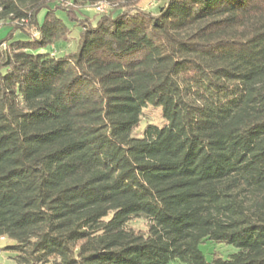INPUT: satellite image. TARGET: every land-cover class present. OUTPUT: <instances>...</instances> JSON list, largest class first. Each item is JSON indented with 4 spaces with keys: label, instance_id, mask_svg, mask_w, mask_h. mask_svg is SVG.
Instances as JSON below:
<instances>
[{
    "label": "trees",
    "instance_id": "1",
    "mask_svg": "<svg viewBox=\"0 0 264 264\" xmlns=\"http://www.w3.org/2000/svg\"><path fill=\"white\" fill-rule=\"evenodd\" d=\"M71 1L113 7L87 22L0 0V21L37 31L0 40L4 249L16 264H264V0ZM58 9L80 29L54 53ZM147 105L162 122L136 133ZM207 240L236 251L207 261Z\"/></svg>",
    "mask_w": 264,
    "mask_h": 264
},
{
    "label": "rangeland",
    "instance_id": "2",
    "mask_svg": "<svg viewBox=\"0 0 264 264\" xmlns=\"http://www.w3.org/2000/svg\"><path fill=\"white\" fill-rule=\"evenodd\" d=\"M61 8L67 10L70 13V16H78L81 19H87V22L91 19H95L101 14L109 12L112 9L113 5L107 1H98L92 5H75L71 0H58ZM162 0H139L137 3L138 8H147V9H156L157 5H159ZM52 5V4H51ZM100 7V9H97ZM45 13V9H42L37 16L38 21L42 20V17ZM57 16H59L63 22L70 28V33L68 40L66 43H61L58 45H50L48 47L49 51L54 53H58V51L62 50H74L76 46V39L78 38V32L80 27L74 21H70L66 16L64 11L58 9L56 12ZM11 25L18 26L23 29H14L12 33L13 39H27L28 37L37 36L36 28L33 26H29L28 23L21 22H8L0 21V40L7 37L8 33L11 30ZM4 45H2L3 47ZM161 109L160 107H155L151 105H147L144 108L143 119H141L139 128L136 130V133L139 130H143L146 126V123H152L159 125L162 122V117H160ZM149 119V120H148ZM132 228H143L145 226V220L142 217H134L131 219L130 224ZM13 242L7 238H0V264H16L13 259V254L5 250L4 247L12 244ZM199 249L203 253L205 259L208 261L214 255H219L223 258H226L229 254L236 251V248L232 245L226 243H217L214 241L207 240L199 244Z\"/></svg>",
    "mask_w": 264,
    "mask_h": 264
},
{
    "label": "built area",
    "instance_id": "3",
    "mask_svg": "<svg viewBox=\"0 0 264 264\" xmlns=\"http://www.w3.org/2000/svg\"><path fill=\"white\" fill-rule=\"evenodd\" d=\"M97 9H100V7H97Z\"/></svg>",
    "mask_w": 264,
    "mask_h": 264
}]
</instances>
